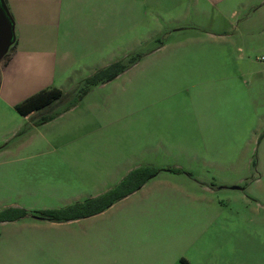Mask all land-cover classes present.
<instances>
[{
  "label": "rangeland",
  "instance_id": "374dc122",
  "mask_svg": "<svg viewBox=\"0 0 264 264\" xmlns=\"http://www.w3.org/2000/svg\"><path fill=\"white\" fill-rule=\"evenodd\" d=\"M200 7L208 18L174 34L152 0L130 53L112 59L125 70L80 100L81 79L60 76L62 98L27 117L0 94V210L27 211L0 223V242L62 240L63 227L32 228L42 220L33 213L156 169L102 211L59 225L82 226L89 241L175 245L192 235L188 255L207 245L264 264V0Z\"/></svg>",
  "mask_w": 264,
  "mask_h": 264
},
{
  "label": "crops",
  "instance_id": "0c3cea01",
  "mask_svg": "<svg viewBox=\"0 0 264 264\" xmlns=\"http://www.w3.org/2000/svg\"><path fill=\"white\" fill-rule=\"evenodd\" d=\"M4 1L13 20L14 41L5 59L1 58L0 94L13 108L39 90L58 89L63 85L58 83L61 78L71 83L82 79L83 71L93 73L118 60H112L113 57H126L132 50L129 44L135 36L136 25L138 30L145 29L152 3V0ZM229 1L158 0L159 15L176 25L174 34L182 33V29L198 23L200 17L208 18L207 11L200 7L201 2L216 5ZM97 56L107 60L101 62ZM96 58L100 62L91 68ZM33 112L38 111L28 114ZM39 222L30 226L34 229L63 227L67 237L0 242V264H261L256 261L258 257L224 258L222 247V257H216L217 253L207 245L203 249L196 245L198 253L188 255L186 249L196 244L197 238L193 239L192 235L185 243L175 245L132 239L129 242L89 241L82 240V226L73 230L59 222L44 219ZM112 233L118 234V231Z\"/></svg>",
  "mask_w": 264,
  "mask_h": 264
},
{
  "label": "trees",
  "instance_id": "16d2710c",
  "mask_svg": "<svg viewBox=\"0 0 264 264\" xmlns=\"http://www.w3.org/2000/svg\"><path fill=\"white\" fill-rule=\"evenodd\" d=\"M3 2L5 4L4 0ZM9 16L12 19L10 14ZM130 58L134 59V57ZM125 68V62L116 60L81 79L78 82L77 100H79L89 89L113 79L119 73L124 71ZM61 98L62 92L57 88L42 89L16 104L14 109L17 113L23 116L32 111H39L51 104L54 100H59ZM142 169L143 168H136L129 171L118 184L100 195L86 198L80 202H74L57 209L42 210L39 213H33L32 216H37L40 219L48 221L60 222L82 218L100 212L112 202L138 188L149 176L157 173V170L155 169L152 170L149 175H145ZM26 213L27 211L24 209L4 208L0 210V222L15 221L25 216Z\"/></svg>",
  "mask_w": 264,
  "mask_h": 264
},
{
  "label": "water",
  "instance_id": "95a60500",
  "mask_svg": "<svg viewBox=\"0 0 264 264\" xmlns=\"http://www.w3.org/2000/svg\"><path fill=\"white\" fill-rule=\"evenodd\" d=\"M13 20L3 0H0V60L14 41Z\"/></svg>",
  "mask_w": 264,
  "mask_h": 264
}]
</instances>
